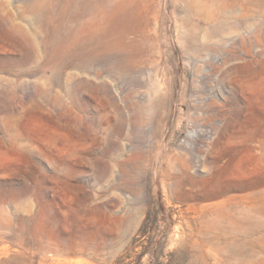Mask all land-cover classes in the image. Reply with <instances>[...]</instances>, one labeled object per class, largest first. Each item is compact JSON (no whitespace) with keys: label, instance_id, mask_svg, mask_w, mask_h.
<instances>
[{"label":"rangeland","instance_id":"obj_1","mask_svg":"<svg viewBox=\"0 0 264 264\" xmlns=\"http://www.w3.org/2000/svg\"><path fill=\"white\" fill-rule=\"evenodd\" d=\"M263 212L264 0H0V264H264Z\"/></svg>","mask_w":264,"mask_h":264},{"label":"bare ground","instance_id":"obj_2","mask_svg":"<svg viewBox=\"0 0 264 264\" xmlns=\"http://www.w3.org/2000/svg\"><path fill=\"white\" fill-rule=\"evenodd\" d=\"M216 212H217V215H218V219H220V221H222L224 223L230 224L235 233H237V234H239V233L243 234V236L245 237V239L251 237V234L254 231V227L251 224L252 223V220H253V212L251 210H249V211L245 210L244 212H240V211H238V209H234V208H223V209H221L219 211L217 210ZM214 219H216V218H214ZM206 222H202L199 225V227L197 229H195V232H193L194 235H195V237H199L200 238V241H201L200 245H201V249H202V252L203 253H205L207 251L208 241H207L206 236H207V234L209 232V229H210V226L207 227V225H209L210 223H206ZM191 234H192V232H191ZM191 238H193V240H194L193 242L194 243L197 242V239H195L194 237H191ZM192 249H194V248L192 247ZM242 249H243V244H242V246L241 245L233 244L229 248V251L228 252L231 254L232 257H236V256L239 257L238 255H240V253L242 252ZM247 260H248V258H247ZM241 261H242V259H241Z\"/></svg>","mask_w":264,"mask_h":264}]
</instances>
